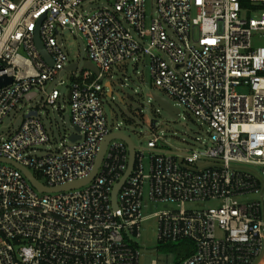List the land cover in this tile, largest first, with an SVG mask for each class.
Returning <instances> with one entry per match:
<instances>
[{"label": "built area", "instance_id": "1", "mask_svg": "<svg viewBox=\"0 0 264 264\" xmlns=\"http://www.w3.org/2000/svg\"><path fill=\"white\" fill-rule=\"evenodd\" d=\"M106 1L110 7L87 11V0H0V78L11 79L0 87V124L41 95L29 109L36 115L0 133V158L50 187L87 177L113 132L102 100L112 95L110 71L143 57L151 83L207 126V140L189 151L158 135L137 146L116 208L111 191L127 166L121 140L108 143L90 182L72 190L38 193L0 162V264H139L134 239L147 218L157 222V240L193 243L179 264H253L264 231V0H154L153 15L147 0ZM40 18L51 65L34 41ZM66 31L80 33L98 74H75ZM61 71L72 74L71 131L42 153L50 138L39 106L61 98L56 86L48 89Z\"/></svg>", "mask_w": 264, "mask_h": 264}, {"label": "rangeland", "instance_id": "2", "mask_svg": "<svg viewBox=\"0 0 264 264\" xmlns=\"http://www.w3.org/2000/svg\"><path fill=\"white\" fill-rule=\"evenodd\" d=\"M154 0H147V13L154 14ZM87 11H93L101 7H110L106 0H87ZM262 43H264L262 41ZM64 49L70 59L79 62V70L82 72L83 62L86 59L85 43L79 32L63 33ZM137 63V69H135ZM148 60L143 58L129 59L118 64L110 71L108 79L112 84V95L104 94L103 110L107 124L111 131H118L126 135L135 146L145 147L149 139L155 135L160 136L164 144L171 149L191 150L200 147L207 140V126L177 100L169 97L159 87L154 86L148 74ZM70 74L61 71L57 80L48 85L61 93V98L55 106L40 107L39 115L41 122L49 135V142L40 146V152L54 151L59 147L63 136L71 131L70 127V103L68 91L70 86ZM62 80V83L60 81ZM105 83V82H104ZM39 95L32 103L20 102L17 107L0 124V133L5 136L7 130L16 129L23 116L29 109L40 103ZM154 97L163 98L179 110L178 118H173L154 100ZM117 121L118 126L113 122ZM146 155L147 152L145 153ZM45 181L44 178H40ZM216 202H205L206 207L216 206ZM196 205H192L195 207ZM166 206L160 204L158 209ZM191 207V206H188ZM150 212V211H149ZM148 212V213H149ZM157 222L147 218L141 223L140 236L135 238L140 253L139 264H175L174 253L164 249H157ZM253 264H264V231L262 233V250Z\"/></svg>", "mask_w": 264, "mask_h": 264}, {"label": "water", "instance_id": "3", "mask_svg": "<svg viewBox=\"0 0 264 264\" xmlns=\"http://www.w3.org/2000/svg\"><path fill=\"white\" fill-rule=\"evenodd\" d=\"M42 18H40L37 21V25L35 28V33H34V41H35V45L36 48L39 52V54L51 65L52 61L50 59V56L46 53V51L44 50L41 41L39 39V35H38V26L41 22ZM77 66L76 63L70 65L67 69H74ZM83 68L88 69L90 71H92L94 74H98V69L89 61H85L83 63ZM11 82L10 78H7L5 76L0 78V87L3 85H6L8 83ZM107 88L109 89V86H107ZM68 98H70V92L68 93ZM154 100L161 106V108L163 110H165L170 116H172L173 118H178V113L179 110L177 108H175L174 106H172L168 101H166L163 98H158V97H154ZM37 112L35 110H31L29 112H27L25 114V117H29L31 115H36ZM70 139H75L74 135L70 136ZM121 140L125 143L126 147H127V166L126 169L124 171V173L122 174V176L120 177V179L113 185L112 191H111V203H112V207L116 208L117 207V194L120 190V188L123 186V184L126 181V178L130 175L133 166H134V161H135V151L136 149H138L137 146H135L131 140L124 134L120 133V132H112L110 134H107L102 141L99 144V148L98 151L96 153L95 156V160L93 163V167L89 173V175L87 177H85L84 179H80V180H75L69 183H65L62 185H58V186H46L44 184H42L27 168H25L24 166L13 162L11 160H7L5 158H0V162L2 163H7L13 167H15L16 169H18L19 171H21V173L24 175V177L27 179V181L29 182V184L38 192V193H53V192H61V191H66V190H72V189H77L80 188L84 185H86L88 182H90V180L94 177V175L96 174V171L104 157L106 148L108 143L111 140Z\"/></svg>", "mask_w": 264, "mask_h": 264}, {"label": "trees", "instance_id": "4", "mask_svg": "<svg viewBox=\"0 0 264 264\" xmlns=\"http://www.w3.org/2000/svg\"><path fill=\"white\" fill-rule=\"evenodd\" d=\"M157 242V249H164L174 253L175 264H179L181 260L193 252V243L189 240L184 239L177 242L157 240Z\"/></svg>", "mask_w": 264, "mask_h": 264}]
</instances>
